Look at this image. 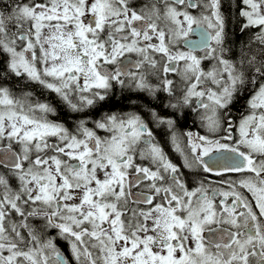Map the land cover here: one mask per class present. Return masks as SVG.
Instances as JSON below:
<instances>
[{"label": "snow or ice", "instance_id": "snow-or-ice-1", "mask_svg": "<svg viewBox=\"0 0 264 264\" xmlns=\"http://www.w3.org/2000/svg\"><path fill=\"white\" fill-rule=\"evenodd\" d=\"M0 264H264V0H0Z\"/></svg>", "mask_w": 264, "mask_h": 264}, {"label": "flooded vegetation", "instance_id": "flooded-vegetation-1", "mask_svg": "<svg viewBox=\"0 0 264 264\" xmlns=\"http://www.w3.org/2000/svg\"><path fill=\"white\" fill-rule=\"evenodd\" d=\"M236 107H237V108H239V107H240V105H236ZM184 127H187V125H184Z\"/></svg>", "mask_w": 264, "mask_h": 264}]
</instances>
